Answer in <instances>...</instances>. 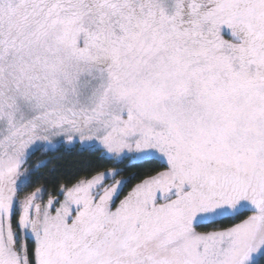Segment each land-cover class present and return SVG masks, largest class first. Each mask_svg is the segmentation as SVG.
Masks as SVG:
<instances>
[{"label":"snow or ice","instance_id":"obj_1","mask_svg":"<svg viewBox=\"0 0 264 264\" xmlns=\"http://www.w3.org/2000/svg\"><path fill=\"white\" fill-rule=\"evenodd\" d=\"M0 264H264V0H0Z\"/></svg>","mask_w":264,"mask_h":264},{"label":"trees","instance_id":"obj_2","mask_svg":"<svg viewBox=\"0 0 264 264\" xmlns=\"http://www.w3.org/2000/svg\"><path fill=\"white\" fill-rule=\"evenodd\" d=\"M58 159L57 157L55 160H53L47 168L42 170V172L48 171V169H51L53 167L61 166V173L67 172V171H74L78 167H82L86 165L88 162L93 160V157L85 153L84 155H78L76 153H71L67 151H63L60 153Z\"/></svg>","mask_w":264,"mask_h":264},{"label":"flooded vegetation","instance_id":"obj_3","mask_svg":"<svg viewBox=\"0 0 264 264\" xmlns=\"http://www.w3.org/2000/svg\"><path fill=\"white\" fill-rule=\"evenodd\" d=\"M62 152H57L55 154V156H51V155H41L40 153H37L36 156L33 158V162H40V161H43V160H50L52 162L53 160H55L56 157H58L59 155H61L60 153H62ZM49 164H48V166H49ZM44 169L45 168H42L41 171L44 170Z\"/></svg>","mask_w":264,"mask_h":264}]
</instances>
